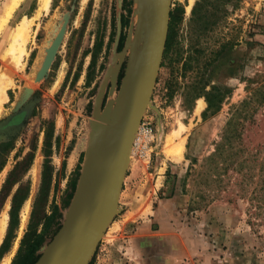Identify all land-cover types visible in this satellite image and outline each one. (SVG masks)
<instances>
[{
    "label": "rangeland",
    "instance_id": "374dc122",
    "mask_svg": "<svg viewBox=\"0 0 264 264\" xmlns=\"http://www.w3.org/2000/svg\"><path fill=\"white\" fill-rule=\"evenodd\" d=\"M170 3L167 36L170 31L172 37L166 36L142 117L155 133L150 160L131 148L118 207L88 264H264V182L257 165L264 160V95L253 96L264 84V0ZM10 5L11 0H0V79L6 83L0 102V217L7 214L0 264L12 263L29 230L47 135V213L52 202L61 206L69 181L79 171L63 221L85 166L90 170L94 161L93 166H102L120 108L123 76L139 48L133 41L138 0H50L39 14V0H22L4 21ZM26 19L29 34L20 53L17 45L12 47L11 35ZM58 34L53 59L44 68ZM213 97L221 103L207 111V100ZM250 98L255 103L240 109ZM235 113L248 116L241 138L249 154L239 173L223 158L209 159ZM170 145H180L179 156L168 152ZM17 163V183L4 189ZM19 186L27 198L17 224L9 227ZM52 235L53 230L40 250Z\"/></svg>",
    "mask_w": 264,
    "mask_h": 264
},
{
    "label": "water",
    "instance_id": "95a60500",
    "mask_svg": "<svg viewBox=\"0 0 264 264\" xmlns=\"http://www.w3.org/2000/svg\"><path fill=\"white\" fill-rule=\"evenodd\" d=\"M152 1L150 20L146 25L145 0H138V22L133 41L138 43L139 48L123 76L120 108L114 119L115 129L109 137L110 145L97 176L101 186L96 208L93 212L87 211L81 204L85 196L80 197L77 204L74 203L80 190H84L83 195L90 191L87 184L93 179L89 175L85 180L83 174L81 185L72 201L71 212L62 221L60 229L50 242L40 250L39 258L34 264H88L90 254L114 216L134 132L143 117L146 98L155 82L167 36L171 0ZM55 42L57 43V37L44 58V68H47L53 59L58 46L54 51L51 50ZM72 255L83 259L76 261Z\"/></svg>",
    "mask_w": 264,
    "mask_h": 264
},
{
    "label": "trees",
    "instance_id": "16d2710c",
    "mask_svg": "<svg viewBox=\"0 0 264 264\" xmlns=\"http://www.w3.org/2000/svg\"><path fill=\"white\" fill-rule=\"evenodd\" d=\"M198 5L199 4H197V6ZM170 18H171L170 24L172 25L175 20L172 17V13H170ZM125 25L126 22H123L124 27ZM171 37L172 36H170V31H169L167 40L170 39ZM122 42H123V37L121 38L118 44V49L122 47ZM94 62H95V55L92 54L91 62L88 67V75H87L88 82L92 79L91 71L94 66ZM122 76H123V72H121L120 78H122ZM255 95L260 96V98L264 95V84L260 85V87L255 90L253 96ZM213 99L214 100L210 98L209 100H207L208 103L207 111L211 109H216V110L218 109V104L221 103V100L217 97L216 98L213 97ZM254 103L255 100L254 99L252 100V98H250L247 101L246 100L243 101L239 105V108L246 109L247 107L249 108L250 106H252V104ZM247 120H248V116L246 114L235 113L231 116L221 136V141L219 142V144H217L215 152L209 158L211 159V161L217 162L218 160L216 159L223 158V163H227V166L236 169L238 173L242 171L245 165L244 163L247 161L244 159V156L245 154H249V152L245 150L241 138L244 130V122H246ZM2 147L7 148L8 145H3ZM44 147H45L44 150L45 162L43 167L44 169L42 174V182L39 190V195L32 208L31 224L29 226L28 232L22 238L19 252L17 253L15 259L12 261L11 264H34L36 262V260L39 258L38 251L43 246V243L47 238V236L49 235L50 231L53 230L52 236H54L56 232L60 229L62 222V210H65L69 207L70 202L76 190L77 182L79 179V171H77L75 177L71 178V180L69 181L68 192L66 193L65 197L62 199L60 203L61 206L58 207V205L55 202H52L49 206L50 208L49 212L47 213L45 211V205L47 202V197L51 185V167L48 161L49 135L46 136ZM239 158H241L240 160L242 163H240ZM27 159L23 160V163H25ZM253 162H256V160H253ZM21 163H17L16 167L11 171L9 178L5 183L4 189H7L10 186H13L14 184L17 183V181L15 180V174L18 168L21 166ZM257 165H258V171L260 173L261 183H263L264 160ZM1 167L2 164H0V170ZM26 198H27V194L23 192V188L19 186L12 198V205L9 214L10 215L9 227H13L17 224L18 213ZM39 227H41V232L38 233L37 230Z\"/></svg>",
    "mask_w": 264,
    "mask_h": 264
},
{
    "label": "bare ground",
    "instance_id": "6f19581e",
    "mask_svg": "<svg viewBox=\"0 0 264 264\" xmlns=\"http://www.w3.org/2000/svg\"><path fill=\"white\" fill-rule=\"evenodd\" d=\"M21 1L22 0H11V5L9 6V8H8V10L6 12V16L4 18V21L7 19V17L10 15V13L17 7V5ZM49 1L50 0H39V5H38V8H37V14H39V12L41 10L47 9L48 4H49ZM189 1H190V3L192 2V0H189ZM152 5H153V1L152 0H145L144 7H145V24L146 25L149 23V20H150L149 15H150L151 10H152ZM28 22L29 21H27V19L26 20H22L21 23L17 26V28L13 31V34L11 35V44H12V47L14 45H17L18 51L20 53L23 52V46H24L25 42L28 39V34H29L28 33V25H29ZM137 22H138V19H137ZM60 37H61L60 34H58L57 43L55 42L54 45L52 46V48H51L52 51H54L55 48H56V46L58 45V42L60 41ZM48 60H49V57L46 60V63H48ZM5 87H6V83L4 81H2V77H1V79H0V102H2V100H4V96H5L4 90H5ZM0 109H1V107H0ZM138 127H139V125L137 126V129L134 132L132 145H133L135 136L137 134V131H139L138 130ZM132 145H131V147L129 149V153H128V156H127L125 168L127 167V162L130 159V153H131ZM170 147H172V148H170ZM167 149H168V152H170V154H175L176 156H179L180 151H181L180 145H175V146H171L170 145ZM98 161H100V160H98ZM93 164H95V163H93ZM93 164L91 165L92 167L90 166V169H91L90 172H89L88 165H86L85 168H84V173H83L84 174V177H85V180H86V178L89 175L93 179V180L90 181L89 184H87L90 187V191H88V193L86 195H83L84 194V190L83 191L80 190V192L78 193V195L75 197L76 198V204H77L79 202V200H80V197H84L85 196L82 199L81 204H83L86 207V209H87L88 212H93L95 210L96 205H97V196L99 195L100 186H101L100 180L97 177L98 174H99V172H98L99 164H96L94 166H93ZM99 171H100V169H99ZM119 195H120V192L118 194V201H119ZM74 203H75V200H74ZM6 221H7V214L4 211L1 214V217H0V239H1V236L3 235L4 228H5V225H6ZM1 264H8V261H6V260L3 261V262L1 261Z\"/></svg>",
    "mask_w": 264,
    "mask_h": 264
},
{
    "label": "built area",
    "instance_id": "2783aa9c",
    "mask_svg": "<svg viewBox=\"0 0 264 264\" xmlns=\"http://www.w3.org/2000/svg\"><path fill=\"white\" fill-rule=\"evenodd\" d=\"M155 141V133L150 122L142 119L139 125L138 136L133 142V152L142 160H150L152 144Z\"/></svg>",
    "mask_w": 264,
    "mask_h": 264
}]
</instances>
